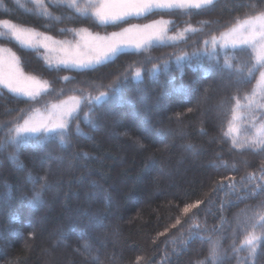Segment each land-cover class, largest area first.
Instances as JSON below:
<instances>
[{
  "label": "trees",
  "instance_id": "obj_1",
  "mask_svg": "<svg viewBox=\"0 0 264 264\" xmlns=\"http://www.w3.org/2000/svg\"><path fill=\"white\" fill-rule=\"evenodd\" d=\"M249 3L256 8L242 7ZM0 5V19L59 38L72 39L61 28L121 27L105 29L91 20L50 22L15 0H0ZM260 7L258 0H217L211 10H192L190 17L164 14L174 21L173 30L189 23L201 30L187 33L184 41L154 43L148 51H128L83 71L50 69L42 55L0 41L17 52L26 72L67 95L81 89L113 95L110 86L119 82L115 95L122 98L116 105H93L92 124L76 121L84 135L76 134L74 124L66 146L53 138L0 150V264H195L208 255L209 237L220 242L223 264H236L233 241L239 242L241 225L257 204H264V194L248 195L252 184L235 191L227 185L233 177L239 185L249 173L258 178L264 152L234 149L224 131L232 97H243L253 84L237 83L207 57L199 64H177L175 56L191 55L210 33ZM154 63L160 69L156 73ZM130 67H140L142 79H134ZM64 76L70 81L65 83ZM34 103L41 106L0 89V124L10 125L19 110ZM3 136L0 131V140ZM196 201L203 203L184 215L183 207ZM178 218L181 223L172 227ZM257 264H264V253L258 252Z\"/></svg>",
  "mask_w": 264,
  "mask_h": 264
},
{
  "label": "snow or ice",
  "instance_id": "obj_2",
  "mask_svg": "<svg viewBox=\"0 0 264 264\" xmlns=\"http://www.w3.org/2000/svg\"><path fill=\"white\" fill-rule=\"evenodd\" d=\"M15 2L26 12L50 22H62L65 19L91 20L105 29L109 26H121L119 31L103 35L99 32L94 33L86 27L61 28L60 33L70 34L72 39L60 40L34 27L14 23L10 19H0V41L14 42L21 49L32 50L42 55L50 69L83 71L115 60L128 51L137 53L148 51L154 42L170 41L175 44L184 41L187 33H196L201 29L189 23L170 35V25H174V21L164 19V14L179 12L190 17L192 10L197 12L211 10L217 0H23V2L15 0ZM258 3L261 6L259 10L235 16L223 30L215 34L210 33L208 38L203 40V48H198L191 55L185 52L175 56L177 64L182 61L191 63L193 60L199 64L201 59L207 57L211 65L227 71L237 83L253 84L251 91L245 93L243 97L238 95L232 97L233 103L228 109L230 119L224 135L234 149L240 151L247 149L254 153L264 152V0H258ZM53 7L70 11L72 15H56L51 10ZM242 7L255 9L256 4L249 3ZM155 15L161 18L152 19ZM145 20L149 22H134ZM124 24H127V27H122ZM41 49L43 53L40 52ZM159 70V66L154 63L151 71L156 73ZM129 72L134 79H142L140 67H130ZM62 80L67 83L70 78L64 76ZM0 89H6L13 96L25 98L28 102L41 104L37 107L34 103L28 110H19L20 114L10 125L0 124V131L4 132L3 139L0 140V150L10 145L18 148L32 140L42 142L53 138L66 146L74 124L76 134L84 135L76 121L82 119L85 123L92 124L93 105L102 103L116 105L122 102V98L115 95L119 92V82L110 86L113 95L99 91L98 95L93 96L90 92L85 94L83 89L78 95L65 94L63 90L53 88L48 80L26 73L21 66L20 57L4 43H0ZM65 96L66 98H61L57 102L47 99ZM42 97L44 99H41ZM231 180L227 187L233 191L241 187L247 188V185L252 184L254 187L248 190V195L264 194V167L258 178L254 173H249L241 179L239 185L235 183L234 177ZM219 186L224 185L221 182ZM201 203L203 201L185 205L182 209L183 214H189ZM251 213L248 221L241 225L242 235L239 242L237 243L235 239L233 241L231 251L236 264H257L258 252L264 253V204H257ZM180 223L178 218L172 227ZM193 227L199 229V225ZM208 243L210 245L208 255L198 259L195 264H223L226 254L220 242L209 237ZM242 252L246 255H241Z\"/></svg>",
  "mask_w": 264,
  "mask_h": 264
},
{
  "label": "rangeland",
  "instance_id": "obj_3",
  "mask_svg": "<svg viewBox=\"0 0 264 264\" xmlns=\"http://www.w3.org/2000/svg\"><path fill=\"white\" fill-rule=\"evenodd\" d=\"M159 18H161L160 16H158V17H156V18H154V19H159ZM163 18L164 19H169V17H165V16H163ZM169 20H171V19H169ZM146 22H149V21H146ZM140 23H144V22H140ZM122 27H127V24H124V26H122ZM89 29V28H88ZM178 29H181V28H178ZM90 31H92V32H99L100 34H106L107 32H112V31H119L120 30V28H118V29H116V30H112V31H94V30H92V29H89ZM39 31V30H38ZM175 31L176 30H173V25H170V32H169V34L170 35H172V34H175ZM42 32V31H41ZM47 34H49V33H47ZM49 35H52V34H49ZM187 35V34H186ZM55 39H60V40H63V39H70V38H59V37H56V36H54V35H52ZM154 43H159V42H154ZM5 44V43H4ZM160 44H173L172 42H170V41H168V42H165V43H160ZM5 46H7V47H10L9 45H7V44H5ZM13 51H15V50H13ZM40 51H42V53H43V49H41ZM16 52V51H15ZM16 54H17V52H16ZM25 71V70H24ZM26 72V71H25ZM26 73H28V72H26ZM30 74V73H29ZM33 75H35V74H33ZM36 76H38V77H40L39 75H36ZM41 79H44V78H42V77H40ZM44 80H46V79H44ZM66 98V97H65ZM145 102H146V100H145ZM97 192H99V190H97ZM96 192V193H97ZM93 221V224H95L96 222H95V220H92Z\"/></svg>",
  "mask_w": 264,
  "mask_h": 264
}]
</instances>
